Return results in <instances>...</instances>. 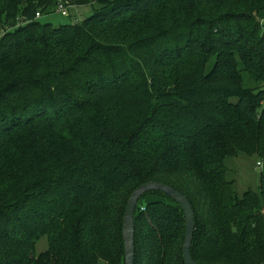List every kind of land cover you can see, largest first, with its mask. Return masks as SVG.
Masks as SVG:
<instances>
[{
  "label": "trees",
  "instance_id": "1",
  "mask_svg": "<svg viewBox=\"0 0 264 264\" xmlns=\"http://www.w3.org/2000/svg\"><path fill=\"white\" fill-rule=\"evenodd\" d=\"M59 2L99 8L42 23ZM240 154L264 160V0H0V264H125L150 182L191 202L198 264H264V175L239 196ZM185 233L145 194L135 264H185Z\"/></svg>",
  "mask_w": 264,
  "mask_h": 264
},
{
  "label": "rangeland",
  "instance_id": "2",
  "mask_svg": "<svg viewBox=\"0 0 264 264\" xmlns=\"http://www.w3.org/2000/svg\"><path fill=\"white\" fill-rule=\"evenodd\" d=\"M98 8V6L73 7L69 9V16L67 17L54 13L43 17L41 22L51 23L55 27L71 25L89 18ZM259 163H262L263 166H258ZM226 164L229 168V178L235 181V190L239 196L248 190L260 191L262 176L264 175V160L260 159L259 156L240 154L237 157L228 158ZM47 249L48 241L45 237L38 242L36 252L41 254ZM99 264L105 263L100 262Z\"/></svg>",
  "mask_w": 264,
  "mask_h": 264
},
{
  "label": "water",
  "instance_id": "3",
  "mask_svg": "<svg viewBox=\"0 0 264 264\" xmlns=\"http://www.w3.org/2000/svg\"><path fill=\"white\" fill-rule=\"evenodd\" d=\"M161 192L176 203L184 212L186 233L183 245V258L185 264H198L192 257V244L195 232V212L189 199L175 188L159 182L146 183L137 188L131 195L123 220V240L125 249V264H135V213L138 202L147 193Z\"/></svg>",
  "mask_w": 264,
  "mask_h": 264
},
{
  "label": "built area",
  "instance_id": "4",
  "mask_svg": "<svg viewBox=\"0 0 264 264\" xmlns=\"http://www.w3.org/2000/svg\"><path fill=\"white\" fill-rule=\"evenodd\" d=\"M57 13L61 14L62 16H68V14H69L68 6L63 2H59L58 8H57ZM37 18H40V14L37 15ZM258 166L262 167L263 164L259 163Z\"/></svg>",
  "mask_w": 264,
  "mask_h": 264
}]
</instances>
